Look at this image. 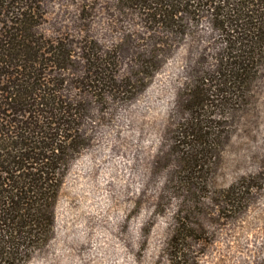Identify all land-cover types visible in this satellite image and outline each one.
Wrapping results in <instances>:
<instances>
[{"label":"rangeland","instance_id":"rangeland-1","mask_svg":"<svg viewBox=\"0 0 264 264\" xmlns=\"http://www.w3.org/2000/svg\"><path fill=\"white\" fill-rule=\"evenodd\" d=\"M115 8L45 0L40 30L110 49L122 41L120 73L132 75L131 60L149 42L134 34L143 32L140 20ZM170 42L142 89L93 108V140L71 161L54 235L26 264H264V76L249 100L209 110L216 151L191 169L174 136L188 116L183 95L214 63L219 35L204 18Z\"/></svg>","mask_w":264,"mask_h":264},{"label":"trees","instance_id":"trees-1","mask_svg":"<svg viewBox=\"0 0 264 264\" xmlns=\"http://www.w3.org/2000/svg\"><path fill=\"white\" fill-rule=\"evenodd\" d=\"M110 1L140 20L143 32L134 34L149 42L131 60L132 75L120 73L124 42L110 49L93 38L48 36L40 30L45 0H0V264H26L53 237L71 161L93 140V108L111 96L135 95L171 39L192 24L206 18L219 43L214 63L195 74L183 95L188 116L174 140L191 169L201 171L216 151L209 110L249 100L264 76V0ZM234 186L230 199L239 193Z\"/></svg>","mask_w":264,"mask_h":264}]
</instances>
